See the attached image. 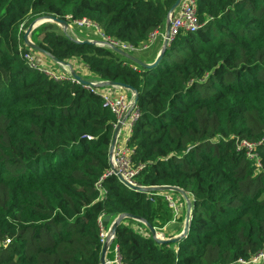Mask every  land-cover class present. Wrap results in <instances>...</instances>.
Wrapping results in <instances>:
<instances>
[{
	"label": "trees",
	"instance_id": "obj_1",
	"mask_svg": "<svg viewBox=\"0 0 264 264\" xmlns=\"http://www.w3.org/2000/svg\"><path fill=\"white\" fill-rule=\"evenodd\" d=\"M195 1L199 29L180 32L152 69L49 28L54 22L31 37L98 82L137 91L140 116L127 141L135 182L178 186L192 200L177 243L124 218L113 239L121 264H241L264 250V0ZM175 2L0 0V264H101L100 222L109 228L123 213L166 237L169 223L184 224L181 194L136 190L109 174L116 115L100 87L51 76L37 57L32 64L26 55L42 53L23 32L43 16L74 26L87 19L89 38L135 46L157 31L153 61ZM166 193L182 201L179 216Z\"/></svg>",
	"mask_w": 264,
	"mask_h": 264
},
{
	"label": "built area",
	"instance_id": "obj_2",
	"mask_svg": "<svg viewBox=\"0 0 264 264\" xmlns=\"http://www.w3.org/2000/svg\"><path fill=\"white\" fill-rule=\"evenodd\" d=\"M74 24L79 27H94L95 26L92 22H90L87 19L75 20ZM199 27L200 25H199L198 18H197L196 1L195 0H181L180 5L176 9V11L171 15V18H170V35H169L168 41L170 42L171 40H173L182 31L195 32L199 29ZM158 35H160V32L155 31L154 33L151 34L148 42L141 44L139 46L127 44V43H124L118 40H112L109 38H104L103 40H107L109 41L111 45L117 46L129 53H132L135 51H142V50L149 49L155 43ZM163 37L165 38V33L163 34ZM26 56L32 61V64H37L36 56L34 54H27ZM41 69H43V71H45L47 74L57 77V78L62 79L66 77L63 74H57L53 72L49 68H44L42 65H41ZM85 86L87 88L93 87L90 85H85ZM114 88H117V87H114ZM102 96L105 101V104L108 105L116 115V121L113 125L114 131L118 123L121 121V119L124 118L122 122V127L117 135V140H116L112 155L110 157L109 174H112V175L120 174L129 183L136 185V186H140L135 182V174L137 170L132 164L131 154L133 150L127 145L128 138L131 135L132 130H133L134 122L140 116V110L136 104V100L134 97L133 99L127 97L123 92H119L117 93V95H113L109 92H103ZM123 128H125L126 134L122 132ZM237 146L239 148H245L247 150V153L250 156L254 157L253 148L255 145L252 142H249L246 140L237 141ZM260 165L261 164H259V166ZM164 197L167 200L169 207H171L174 210L175 215L178 216L179 202L177 198L174 197L170 193L164 194ZM100 225H101L100 240H101V245L103 247L104 244L107 241H109L108 234H109L110 228H106L102 220L100 222ZM115 250L118 254L117 246H115ZM107 263L108 264H121L119 255H117L114 260H107ZM240 263L241 264L264 263V250L259 252L251 260H248V261L241 260Z\"/></svg>",
	"mask_w": 264,
	"mask_h": 264
},
{
	"label": "water",
	"instance_id": "obj_3",
	"mask_svg": "<svg viewBox=\"0 0 264 264\" xmlns=\"http://www.w3.org/2000/svg\"><path fill=\"white\" fill-rule=\"evenodd\" d=\"M181 0H176L175 4L172 6L167 22H166V29H165V38L162 44V47L160 49V52L158 53L157 57L155 58L154 61L152 62H145L143 60H141L140 58L136 57L134 54L129 53L117 46L111 45L109 43V41L107 40H89V39H85V40H81L78 37L75 36L76 41L78 42H89V43H93V44H101L104 46H108L111 49H113L114 51L122 54L123 56L129 58L130 60H132L134 63L146 68V69H152L154 68L156 65H158L160 63V61L163 58V55L166 51V48L169 44L168 38L170 35V18L171 15L176 11V9L178 8V6L180 5ZM47 21H51L54 23H57L59 25H61L64 29L65 32H67V29L70 27V24L65 21L62 20L56 16H43L38 18L37 20H35L27 29L26 33H25V41L26 43L32 47L33 49H35L36 51L45 54L49 57H51L53 60H55L58 63L61 64H65V65H69L68 63H64L61 61H58L54 56H52L51 53L47 52L45 49L41 48L40 46H38L37 44H35L33 42V40L31 38H29V36L31 35L32 31L35 29V27H37L38 25L47 22ZM70 66V65H69ZM71 77L75 80H78L79 82H81L84 85H90V86H94V87H106V86H112V87H117V88H122V89H128L130 91H132L135 95V100H137L138 94L137 91L130 85L128 84H124L121 82H115V81H100L98 83H94L91 81H88L86 79H84L83 77H81V75H79L76 71L73 70V68L71 69ZM124 118L121 119V121L118 123L114 133H113V137H112V141H111V145H110V152H109V156L111 157L116 140H117V135L122 127V122H123ZM119 181L123 182L126 186H128L129 188H133L136 190H143V191H148V192H155V191H174V192H178L179 194H181L183 196V198L186 200L187 202V212H186V218H185V222L183 225H181L183 227L181 233H179L176 236H172V237H165L163 233L157 231V229L153 226H151L146 220H144L143 218H140L138 216H135L133 214L130 213H123L120 214L112 223L110 230H109V234H108V240L104 246L102 247V252H101V264H108L107 263V258H106V254L111 246V244L113 243V239L116 235V231H117V227L118 225L122 222V220L124 218L130 217V218H135L143 223H145L147 225V227L150 229L152 236L160 243H177L179 242L187 233L188 227H189V222L191 219V210H192V200L190 199V197L188 196L187 192L185 190H183L182 188L178 187V186H169V185H165V186H136L133 185L131 183H129L127 180H125L120 174L115 175ZM177 222L176 221H172L171 223H169L166 227V229H173L174 227H176Z\"/></svg>",
	"mask_w": 264,
	"mask_h": 264
},
{
	"label": "crops",
	"instance_id": "obj_4",
	"mask_svg": "<svg viewBox=\"0 0 264 264\" xmlns=\"http://www.w3.org/2000/svg\"><path fill=\"white\" fill-rule=\"evenodd\" d=\"M47 22H51V21H47ZM59 25V24H58ZM59 26H61V25H59ZM62 27V26H61ZM42 35L43 34H40V38L42 37ZM76 37H78L79 39H83V36L81 37V36H76ZM85 39H89V40H94V39H91V38H89V37H85ZM84 40V39H83ZM159 52H160V50H159ZM158 52V53H159ZM37 57H38V60L40 61L39 63H41V65L43 66V65H46V66H52V68L56 71V72H59V73H61V74H63V75H66L65 74V70H67L68 72H70V74H71V69L73 68V70L74 71H78L79 72V70H81V64L80 63H78V65L76 64V66L74 67V66H69V65H65V64H61V63H58V62H56V61H54L52 58H50L49 56H47V55H45V54H38L37 53ZM154 50L149 54V57H151V59H149V60H146L145 62H152V59H153V57H154ZM158 55V54H157ZM157 55H156V57H157ZM155 57V58H156ZM155 60V59H154ZM153 60V61H154ZM59 66V68H55V66ZM79 74L81 75V76H87V75H90L91 77H93V79L91 80V82H98V80H96V78L92 75V74H90V72L87 70V68H86V71L83 73L82 72V74L79 72ZM85 78V77H84ZM130 90H128V89H122V90H119V91H117V92H113V90L112 91H107V92H109V93H111V94H113V95H117V93H119V92H123L125 95L126 94H129V95H126L127 97H129V98H131L130 97V92L132 93V97H134L135 98V95H134V93L132 92V91H130ZM122 132L124 133V134H126V130H125V128H123V130H122ZM123 133H122V135H123ZM177 198V197H176ZM177 200H178V198H177ZM179 201V200H178ZM185 202H186V200H185ZM179 203H180V201H179ZM186 205H187V202H186ZM186 210H187V207H186ZM187 212V211H186ZM182 212H180V214H181ZM179 214V215H180ZM185 218H186V214H185ZM175 221V220H174ZM185 222V221H184ZM108 223H109V221H108ZM113 223V222H112ZM112 223L110 224V226H109V228L111 227V225H112ZM182 224H179V223H177V225H176V227H174L173 229H168V236H176V235H178L179 233H181V231H182V229H183V227L181 226ZM164 234V236H165V233H163ZM118 254H117V252H116V250H115V245H113V243L111 244V246H110V248H109V250H108V252H107V254H106V258H107V260H114L115 258H116V256H117Z\"/></svg>",
	"mask_w": 264,
	"mask_h": 264
},
{
	"label": "rangeland",
	"instance_id": "obj_5",
	"mask_svg": "<svg viewBox=\"0 0 264 264\" xmlns=\"http://www.w3.org/2000/svg\"><path fill=\"white\" fill-rule=\"evenodd\" d=\"M41 25V24H40ZM40 25H38L37 27H35V29L32 31V33H31V35L29 36V38H31L32 37V34H33V32H35V33H37V28L40 26ZM58 26V25H57ZM50 27H53V28H55V29H60L61 27L60 26H58V27H54L53 25H52V23H51V26H49V28ZM63 28V27H62ZM85 29H83L82 27L81 28H78V27H76V26H74V25H71L70 24V27L67 29V32H69L70 34H72V35H74V36H83V37H90L92 34H95L96 33V31H94V27H84ZM27 29L28 28H25V29H23V32H24V36H25V33H26V31H27ZM64 30V29H63ZM32 39V38H31ZM95 40H99V39H95ZM154 50V47L152 46V47H150L149 49H147V50H142V51H135L134 52V55L136 56V57H138V58H140L141 60H143V61H146V60H149V59H151V57H149V54L152 52ZM36 57L38 56L37 54L35 55ZM38 58V57H37ZM78 63L79 62H77V61H75V60H72V61H70V62H68V64L70 65V66H76V64L78 65ZM81 64V63H80ZM43 67L44 68H49L50 70H52L53 72H55V73H57V74H61V73H59V72H56L53 68H52V66H46V65H43ZM59 68V66L57 65V66H55V68ZM86 71V67H85V65H83V64H81V70H79V72L82 74V72L84 73ZM65 72V74H66V76H68V75H71L70 74V72H68L67 70H65L64 71ZM78 72V71H77ZM78 72V73H79ZM64 74V73H63ZM83 75V74H82ZM84 79H86V80H88V81H91L92 79H93V77H91L90 75H87V76H82ZM91 79V80H90ZM96 83H98V82H96ZM100 89H101V91H102V93L103 92H107V91H112L113 90V92L115 93V92H117V91H119V90H122V88H114V87H112V86H106V87H100ZM130 92V91H129ZM130 97L133 99V97H132V93L130 92ZM126 95H129V94H126ZM178 198V197H177ZM178 200H179V198H178ZM180 201V200H179ZM184 206H183V204H182V201H180V203H179V206H178V213L180 214V212H184ZM187 211V210H186ZM179 214H178V216H179ZM159 232H161V233H164L163 231H159ZM166 237V236H165Z\"/></svg>",
	"mask_w": 264,
	"mask_h": 264
}]
</instances>
